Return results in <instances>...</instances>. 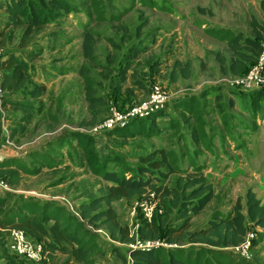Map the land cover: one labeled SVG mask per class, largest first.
Segmentation results:
<instances>
[{"label":"rangeland","instance_id":"rangeland-1","mask_svg":"<svg viewBox=\"0 0 264 264\" xmlns=\"http://www.w3.org/2000/svg\"><path fill=\"white\" fill-rule=\"evenodd\" d=\"M63 1L70 3V11L45 4L47 23L25 47L20 44L23 28L10 29L2 45L5 55L13 52L27 63L28 81L4 93L0 162L17 158L35 172L23 174L21 183L11 190L0 189V254L16 257L7 246L9 227L2 224L18 198L29 196L64 207L73 222L85 225L92 253L105 254L102 258L100 254L99 264H114L110 257L118 259L113 255L114 245L128 256V243L112 240L104 226L90 224L78 207L88 193L98 196L100 188L107 186L95 167L135 174L144 165L142 157L158 149L169 154L171 166L163 168L174 170L165 180L167 186L196 174L214 185L215 198L193 218V229L206 225L215 214L233 213L238 202L247 213V191L256 173L264 170V126L258 121L264 116V98L254 99L251 93L257 90L244 81L246 73L226 74L221 58L230 63L229 43L236 37L254 36L255 18L264 24V0ZM4 20L0 6V30ZM88 30L96 39L94 60L83 49ZM133 44L146 49L134 59L129 54ZM128 63L132 65L123 75L126 80L119 84L116 76ZM177 63L190 65L189 78L182 75L173 81ZM106 68L113 73L111 77L104 75ZM41 85L46 92L33 98L31 91ZM155 85L169 95L164 106L152 113L155 127L149 128L146 119L139 117L113 131L97 130L113 109L128 113L149 99ZM89 94L103 100L97 113L91 109ZM23 117L31 119L26 133L11 138ZM157 197L158 212L164 215L170 202ZM142 199L113 203L122 225L138 229L141 212L131 218L130 210ZM247 225L248 234L256 235L255 244L249 258L235 256L236 260L264 264L260 252H264V241L258 245L264 235L254 222ZM163 247L194 250L202 262L224 264L210 245L165 243ZM67 258L58 254L57 262Z\"/></svg>","mask_w":264,"mask_h":264},{"label":"trees","instance_id":"trees-1","mask_svg":"<svg viewBox=\"0 0 264 264\" xmlns=\"http://www.w3.org/2000/svg\"><path fill=\"white\" fill-rule=\"evenodd\" d=\"M46 3L61 10H71L70 3L63 0H0V6L5 13V24L0 30V47L4 44L5 36L10 29L14 31L20 28H23L20 44L25 47L35 31L47 23L48 14L44 9ZM252 26L254 36L239 35L229 43L233 52L230 63L221 58L222 69L226 74L242 75L247 73L251 68L249 66L255 64L263 52L264 24L255 18L252 21ZM142 28H139L138 34H141ZM95 40L92 31H85L83 49L86 57L90 60H94ZM145 51V48L133 44L129 54L134 59ZM4 57L3 89L14 92L28 81L27 63L13 52L4 55ZM131 65L128 63L120 76H116L119 84L125 82L126 78L123 75L127 73ZM156 71H161L160 66L157 65ZM112 74L108 68L104 71L106 77H111ZM172 74L173 81L178 80L182 75L189 78L191 75L190 65L177 63ZM139 84L143 86L141 82ZM45 92L46 87L41 85L31 91V96L40 98ZM251 94L254 99L264 98V91L261 90ZM88 100L91 109L97 113V108L103 100L92 94L88 95ZM23 104L20 103V105ZM150 118H154V116L151 115L144 119H146L148 127L153 128L155 120ZM19 123L18 127L12 129L11 138H15L18 134H25L31 119L23 117L20 118ZM196 137L198 138L197 135ZM83 144L86 146V150H90L88 144ZM142 161L144 165L140 166L135 174H125L122 171L109 170L106 167H95L94 171L106 181L107 186L100 188L101 194L98 196L88 193L86 200L79 204L78 208L82 217L96 227L104 226L112 240L127 244L133 240L132 229L129 225L121 224L113 203L121 200L131 202L137 197L144 196L148 191H154L163 201L169 200L170 209L164 215L157 211L152 221L146 220L140 213L143 219L136 233L141 240L161 239L178 246L186 243L206 244L213 247L212 252L214 251L216 258L224 264H241L240 260H236L235 257L240 256L228 247L237 245L244 240L248 233L247 223L249 221L264 227V206L253 190L249 189L247 192V213L243 211L241 203L238 202L233 213L223 216L215 214L206 225L193 229V218L206 209L215 198L213 183L208 181L204 175L196 174L189 179L180 177L176 186H167L165 180L174 170L166 171L163 168L171 166L169 154L164 149H158L142 157ZM32 172L35 170L32 171L17 158L10 157L0 162V176L10 185L20 184L23 174ZM16 204L15 209L7 213L11 214L4 218L2 225L22 229L31 239L43 242L48 253L47 259L36 263L13 253L16 257L0 254V264H99V260L105 256L104 252L92 253L94 246L85 236L87 228L79 221L73 222L71 215L64 207L53 205L47 200L37 202L36 198L29 196L19 197ZM173 208L175 211L172 213ZM113 250L114 256H117L120 261L123 260V263H128V257L120 250L119 245H114ZM128 250L131 257L130 264L210 263L205 260L202 262L200 253L181 247L126 248V252ZM58 254L67 255L68 258L64 262H57Z\"/></svg>","mask_w":264,"mask_h":264},{"label":"built area","instance_id":"built-area-1","mask_svg":"<svg viewBox=\"0 0 264 264\" xmlns=\"http://www.w3.org/2000/svg\"><path fill=\"white\" fill-rule=\"evenodd\" d=\"M264 49V43H263ZM4 52L2 47H0V118L5 119L6 116L3 112V97L6 92L3 89L4 82ZM244 81L251 90L264 89V50L258 57L255 64L252 65L250 70L246 73ZM169 98L168 92L159 85L153 87L152 93L149 99L143 101L137 107L132 108L128 113H124L120 110L113 109L112 113L107 117L105 122L98 127L97 130L100 131H111L113 129L123 127L128 122L129 119L134 118H147L154 113V111H159ZM0 189L11 190L12 185H10L6 180L0 176ZM137 203V202H136ZM138 211L143 214V217L152 221L153 216L158 211V197L154 191H148L144 194L143 199L140 203L132 207L130 210L131 218L136 216ZM137 230H131V236L133 240L128 243L130 249L141 248H157L158 245L164 246L167 243L165 240H141L136 233ZM256 235L246 234L244 240L234 246L228 247L235 254L243 258H249L254 245V239ZM171 246L177 244H170ZM8 248L11 253L16 254L31 262H42L47 259V251L45 249L44 243L35 239H31L27 233L19 228L10 227L8 230ZM131 262V260H129Z\"/></svg>","mask_w":264,"mask_h":264},{"label":"crops","instance_id":"crops-1","mask_svg":"<svg viewBox=\"0 0 264 264\" xmlns=\"http://www.w3.org/2000/svg\"><path fill=\"white\" fill-rule=\"evenodd\" d=\"M258 121L260 123V127L264 126V116H263V118L259 117ZM221 167L224 168L223 164L221 165ZM253 180H254V185L250 189L253 190V192L256 194L257 198L261 201L262 206H264V170H261V172L259 174L256 173V176H254ZM226 203H227V201L225 203H223L222 205H225ZM256 227L258 229V233L261 235H264V227L259 226V225H257ZM263 241H264V239L258 245H262ZM260 252L262 253L261 258H264V252L263 251H260ZM128 253H129V250H128ZM127 257L129 260H131L130 254ZM108 259L112 260V262L114 264H120V262H122L119 259H114L113 257H110Z\"/></svg>","mask_w":264,"mask_h":264}]
</instances>
